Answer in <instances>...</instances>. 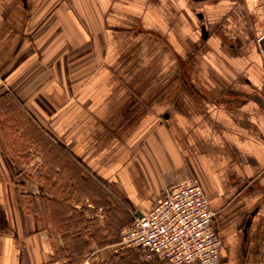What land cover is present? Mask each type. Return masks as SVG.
<instances>
[{
	"label": "crops",
	"instance_id": "obj_1",
	"mask_svg": "<svg viewBox=\"0 0 264 264\" xmlns=\"http://www.w3.org/2000/svg\"><path fill=\"white\" fill-rule=\"evenodd\" d=\"M260 32L263 0H0V264L114 261L186 176L221 264H264Z\"/></svg>",
	"mask_w": 264,
	"mask_h": 264
},
{
	"label": "built area",
	"instance_id": "obj_2",
	"mask_svg": "<svg viewBox=\"0 0 264 264\" xmlns=\"http://www.w3.org/2000/svg\"><path fill=\"white\" fill-rule=\"evenodd\" d=\"M215 216L200 181L180 178L153 198L149 210L134 215L113 252L148 263L221 264L223 239Z\"/></svg>",
	"mask_w": 264,
	"mask_h": 264
},
{
	"label": "rangeland",
	"instance_id": "obj_3",
	"mask_svg": "<svg viewBox=\"0 0 264 264\" xmlns=\"http://www.w3.org/2000/svg\"><path fill=\"white\" fill-rule=\"evenodd\" d=\"M262 36H264V34L262 32H260V37H262ZM261 40H262V38L259 40L258 44L260 46V51H261V53L264 56L263 49L261 48ZM33 161H34V159H33ZM16 173H18V172L16 171ZM97 254L100 255L101 253L100 252L96 253V255L94 257V262L95 263L92 262V264H166V263H163V262H160V261L148 263V262H145L141 258V256L135 255V254H129V253L128 254L127 253L120 254V257L118 259H115L114 261L106 260L105 259L106 256H104L105 254L102 257H98ZM97 259H99V261ZM103 260H105V261H103Z\"/></svg>",
	"mask_w": 264,
	"mask_h": 264
},
{
	"label": "water",
	"instance_id": "obj_4",
	"mask_svg": "<svg viewBox=\"0 0 264 264\" xmlns=\"http://www.w3.org/2000/svg\"><path fill=\"white\" fill-rule=\"evenodd\" d=\"M261 48L263 49V52H264V36L262 37V40H261Z\"/></svg>",
	"mask_w": 264,
	"mask_h": 264
},
{
	"label": "flooded vegetation",
	"instance_id": "obj_5",
	"mask_svg": "<svg viewBox=\"0 0 264 264\" xmlns=\"http://www.w3.org/2000/svg\"><path fill=\"white\" fill-rule=\"evenodd\" d=\"M263 8H264V0H263Z\"/></svg>",
	"mask_w": 264,
	"mask_h": 264
}]
</instances>
